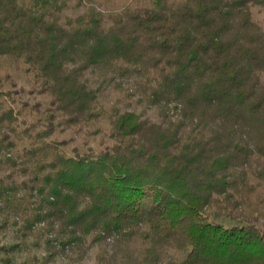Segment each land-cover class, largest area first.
Instances as JSON below:
<instances>
[{"label":"trees","instance_id":"16d2710c","mask_svg":"<svg viewBox=\"0 0 264 264\" xmlns=\"http://www.w3.org/2000/svg\"><path fill=\"white\" fill-rule=\"evenodd\" d=\"M261 20L264 0H0V222L37 264H264Z\"/></svg>","mask_w":264,"mask_h":264},{"label":"rangeland","instance_id":"374dc122","mask_svg":"<svg viewBox=\"0 0 264 264\" xmlns=\"http://www.w3.org/2000/svg\"><path fill=\"white\" fill-rule=\"evenodd\" d=\"M80 9L71 10L72 13L79 12ZM253 15L257 18H260L259 14L254 11ZM261 23L264 25V21L261 20ZM22 76L19 75V79ZM119 95V94H117ZM19 100H27L29 103H33L35 101H43L41 97L37 96L33 97V94H30L28 91V86L25 84L23 89L20 91V95L17 96ZM43 101L40 105L41 109L45 107ZM148 113L153 116V113L148 111ZM100 125L102 127L105 126V122L101 121ZM63 138H68V134H63ZM87 144H91L94 147H98L100 145L97 136L91 135H83L82 133L78 134L74 139L68 142L69 148L73 145L78 147L79 150H83L86 148ZM2 213L0 212V217ZM1 221V220H0ZM227 221V220H226ZM15 225H12L10 222L2 223L0 222V245L2 244H16V246L7 252V256H9L10 262L9 264H37L34 260V257L40 258L43 251L41 248L37 247L34 241V236L32 235H22L18 231L15 230ZM97 246H93L88 249L86 254L81 260L75 259L76 254H72V258L66 256V254L58 253L53 258L48 260L47 264H98L95 261L94 255L96 253ZM4 255L3 249H0V258ZM1 261V260H0ZM1 263V262H0Z\"/></svg>","mask_w":264,"mask_h":264}]
</instances>
